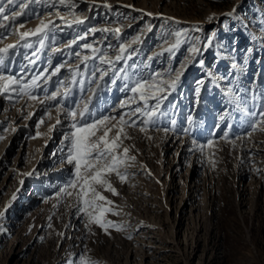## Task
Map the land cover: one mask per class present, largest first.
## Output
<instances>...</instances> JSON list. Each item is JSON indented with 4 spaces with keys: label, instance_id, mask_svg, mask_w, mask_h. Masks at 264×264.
Instances as JSON below:
<instances>
[{
    "label": "rangeland",
    "instance_id": "obj_1",
    "mask_svg": "<svg viewBox=\"0 0 264 264\" xmlns=\"http://www.w3.org/2000/svg\"><path fill=\"white\" fill-rule=\"evenodd\" d=\"M5 4L6 14H21L14 22L0 17V48L15 45L0 53V72L26 82L44 75L39 100L0 94V264H80L81 257L96 264H264V131L249 137L255 118L247 114L258 118L264 108V0ZM41 21L48 24L42 35L21 39ZM84 44L98 50L96 58ZM193 47L200 51L193 54ZM118 54L125 59L117 61ZM181 70L176 89L160 94L166 99L152 122L132 115L145 108L130 91L136 81L155 73L167 80ZM43 89H59V102L40 103ZM76 105L77 112L87 105L92 118L115 117L110 138L121 116L136 122L124 125L131 139L121 150L135 157L127 180L108 177L119 195L96 186L113 202L97 201L111 209L104 219L122 230L106 233L78 211L79 186L70 197L61 192L75 173L64 139L72 121L64 113Z\"/></svg>",
    "mask_w": 264,
    "mask_h": 264
},
{
    "label": "snow or ice",
    "instance_id": "obj_2",
    "mask_svg": "<svg viewBox=\"0 0 264 264\" xmlns=\"http://www.w3.org/2000/svg\"><path fill=\"white\" fill-rule=\"evenodd\" d=\"M63 2L64 0H61V3ZM12 3L13 0H7V4L10 5ZM105 6L111 8V5L106 4ZM20 14L21 13L19 12L6 14L5 0H0V17H2L3 20L11 19V21L14 22L16 17ZM74 22L83 23V20L78 18ZM49 23H52V21H49ZM20 26L23 27L22 24ZM2 27H5V25L0 24V28ZM47 27L48 24L41 21L40 26L35 29V32H21L20 37L23 39L30 34L34 35L36 33L43 32ZM91 31L95 32L97 29H92ZM102 31H109V29H103ZM115 31L118 32L119 29H116ZM175 35L177 39L176 43L172 46L173 48L180 44L181 33L177 32ZM84 38V36L80 37V39ZM72 43H75V41ZM209 43H211V41H209ZM14 47L15 45L9 44L7 47L0 48V53L6 55L9 52V49ZM83 47L85 49H91L94 54L92 58H96L95 54L98 52L96 48H94L91 44H84ZM125 50L126 46L121 45L119 53L122 54ZM171 50L172 48L168 49V51ZM191 51L195 54L200 50L193 47ZM121 54L116 56L117 61L125 59V57ZM76 55L79 57V53H76ZM128 58H130V56ZM89 59L90 57L87 55L83 57L84 62H87ZM99 59L101 63L109 65L112 64V61L107 59L104 55H100ZM199 63L203 64V61L201 60ZM245 63H247L246 60ZM62 66L63 65L57 66L50 74L45 76V81L51 80L53 76H56L57 73L61 71ZM4 67H6L5 59L3 56H0V68ZM182 68L183 65L181 66V69ZM44 71L46 72L47 70L45 69ZM113 71H115V69H113ZM120 71H123V69H120ZM103 74L106 73H102V75ZM43 75V72L39 73L38 75L32 76L31 80L26 82L22 79H17V77L13 74L0 72V94H8V99H12V94L14 93L18 97L27 96L29 100H39L37 89H41V85L38 81ZM181 75L182 70L175 71L174 75L173 73H169V79L166 80L161 77L160 73H155L149 80L136 81L134 86L130 88V91L139 95V101L143 102L145 108L137 106L132 110V115L140 113L147 117V119L142 121V123L147 124L152 122L153 117L157 115V110L160 108V102L163 99H166V96L160 94L174 91L180 81ZM93 76H95L94 72ZM124 79H127V76H125ZM113 83H115V80H113ZM200 83L202 84L203 81H200ZM43 91L45 92V97L44 100L39 101L40 103L43 104L45 100L59 102V89L52 92L50 95L47 94L46 89H43ZM229 92L231 93V90H229ZM65 93H67V89H65ZM149 100H156V104L149 106ZM121 106L124 107L125 105L122 104ZM78 108L79 105H76L71 109H66L64 113L72 121L70 124L72 131L68 135H65L64 139L68 141L67 163L73 165L75 173L73 179H71L61 189V192L63 195L70 197L73 195V192L69 191V189H76L77 186H79V191L76 195L78 199L82 201L83 207L78 208V211L86 213L87 216L90 217V222L98 225L106 233H108L109 227H113L118 231L122 230L121 225L104 219L105 214L111 211V209L105 207L103 204H98L97 201H103L107 205H111L113 202L108 200L107 197H105L100 191H97L96 186L106 188L107 191H110L115 195H119L110 183L108 177L114 174L121 182L127 180V168L130 166L127 162L135 161V157L129 156V148L123 147L121 150L123 139H131V137L125 132L124 125H128V127H135L136 122L132 120L129 124L128 121H125L124 117L121 116V126L117 129L115 137L110 138L109 133L116 127V125H111L109 122L116 119L115 117L102 115L92 118L87 105H84L79 112H77ZM86 114L88 118H86ZM247 114L249 117L255 118L250 124L251 132L248 133V136L250 137L252 132L257 130L264 131V127H261V125H264V108L259 110L258 118H256V112H248ZM224 118V116L220 117L221 120H224ZM129 119L131 120V116ZM59 122L60 121L57 120V123ZM172 123L175 124V121L173 120ZM140 131H145V129L140 128ZM164 131L167 132L168 129H164ZM97 133L101 134L97 135ZM0 139H3V137H0ZM211 145L212 141H208V146ZM203 147V145L200 146L201 150H203ZM90 208L95 211H89ZM129 239H131V237H129ZM80 264H96V262L90 258L81 257Z\"/></svg>",
    "mask_w": 264,
    "mask_h": 264
},
{
    "label": "bare ground",
    "instance_id": "obj_3",
    "mask_svg": "<svg viewBox=\"0 0 264 264\" xmlns=\"http://www.w3.org/2000/svg\"><path fill=\"white\" fill-rule=\"evenodd\" d=\"M36 26L38 27V26H40V24H37ZM42 34H43V33L41 32V35H42Z\"/></svg>",
    "mask_w": 264,
    "mask_h": 264
}]
</instances>
